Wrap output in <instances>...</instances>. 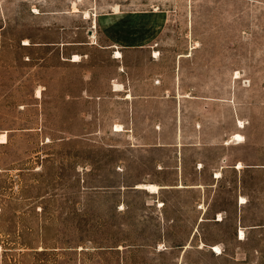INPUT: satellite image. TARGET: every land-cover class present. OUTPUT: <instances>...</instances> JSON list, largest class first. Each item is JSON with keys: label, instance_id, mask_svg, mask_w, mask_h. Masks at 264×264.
Segmentation results:
<instances>
[{"label": "rangeland", "instance_id": "rangeland-1", "mask_svg": "<svg viewBox=\"0 0 264 264\" xmlns=\"http://www.w3.org/2000/svg\"><path fill=\"white\" fill-rule=\"evenodd\" d=\"M0 264H264V0H0Z\"/></svg>", "mask_w": 264, "mask_h": 264}, {"label": "crops", "instance_id": "crops-1", "mask_svg": "<svg viewBox=\"0 0 264 264\" xmlns=\"http://www.w3.org/2000/svg\"><path fill=\"white\" fill-rule=\"evenodd\" d=\"M118 13H116L115 11H112L111 13V17L110 19H113L115 18V16L117 15ZM149 44L148 43H119V42H111V43H108V44H104L103 46H100L102 49L104 50H113V49H121L123 50V54L126 50H129V49H133V50H136V49H141V48H145V47H148ZM117 60V58H114ZM183 96V95H182ZM184 99H189V101H197V103L199 105H202L203 103L205 105H207V107H214L216 106V104L220 105L221 102L217 99H213V100H205V99H201V98H197V97H191L190 95H184L183 96ZM206 102H209V103H206ZM228 103V102H226ZM201 107V106H200ZM204 107V106H202ZM183 111H184V106H183ZM236 123H238V121L236 120ZM238 126H239V123H238ZM202 127V126H200ZM241 127V126H240ZM236 134H239V133H235L233 135L230 136L229 139L227 140H223L221 142H218V143H209V144H205V143H198V144H195V143H190V144H185L183 141L182 143L178 142V143H175V144H172V146H177V147H180L181 145V151L184 152L185 148H195V149H198V151H201L203 153H207L209 152L210 150L209 149H216L218 152L219 151H224L232 146H235L237 144H240L239 142H235L233 141L232 137H234ZM182 161V165H181V169H183V157L181 159ZM239 163H242L244 165V167L242 169H239L237 165H239ZM214 165H212L209 169V174H210V178L212 180H214V182H219L222 178H224L225 176V173L228 169H237V171L240 172V170H244L245 168H255V167H260V165H251V164H246L245 162H240V161H237L235 160L234 162H232L230 160L229 157H222V156H218V160L214 163ZM199 165H202V169L203 170H207L208 169V162L205 161L204 158H201L197 161L194 162V166H196L198 168ZM200 169V168H198ZM217 173H222V176L220 178H216V175ZM183 172H182V179L184 178L183 176ZM180 185V184H179ZM184 185V184H183ZM178 186V185H177ZM177 186H174V188H177V189H181V188H178ZM185 187L182 188V189H187V188H190V189H200L202 186L199 185V184H196V185H184ZM162 188V187H161ZM168 188V187H167ZM220 215V214H219ZM218 221H223V220H218ZM219 255V254H218Z\"/></svg>", "mask_w": 264, "mask_h": 264}, {"label": "bare ground", "instance_id": "bare-ground-1", "mask_svg": "<svg viewBox=\"0 0 264 264\" xmlns=\"http://www.w3.org/2000/svg\"><path fill=\"white\" fill-rule=\"evenodd\" d=\"M75 8V7H74ZM118 9V8H117ZM75 11H77V9L75 8L74 9ZM90 16V14H89V12H86V17H89ZM94 24H95V27H96V21L94 22ZM93 37L95 38L96 36H95V33L93 34ZM27 44H29L28 42H27ZM123 57V54H122V52L121 51H117V53H116V56H115V58H122ZM81 60V56L80 55H74V57H73V60L72 61H74V62H78V61H80ZM122 86V85H121ZM115 87H116V91H122L121 89H119L120 88V86H119V84L118 85H115ZM124 89V88H123ZM38 94H40V91L38 92ZM132 98V95L131 94H129L128 95V97H127V99H131ZM240 124H242V121H240ZM241 126H243V125H241ZM116 130L117 131H122L123 130V126L121 125V124H117L116 125ZM235 140H239V141H242L243 139H244V136L243 135H241V134H236L235 136ZM1 139L3 140V141H7V134L5 133V134H3L2 136H1ZM234 141V140H233ZM238 141V142H239ZM244 141V140H243ZM240 168H243V165H242V163L240 164ZM222 176V173H217V175H216V178H220ZM178 188H184L185 186L183 185V184H180V185H178L177 186ZM139 188H141V189H144V190H146V191H149V192H151V193H154V194H156V193H159V191H160V188H161V186H159V185H157V184H152V183H148V184H141V185H139ZM242 200H245L244 198H242ZM218 220H223V215L222 214H220L219 215V219ZM202 221H203V219H202ZM240 239H245V236H246V233H245V231L243 230V229H241V231H240ZM202 246L204 247L205 246V244L204 243H202ZM212 250L215 252V253H217V254H222V250H221V248L219 247V246H213L212 247Z\"/></svg>", "mask_w": 264, "mask_h": 264}]
</instances>
